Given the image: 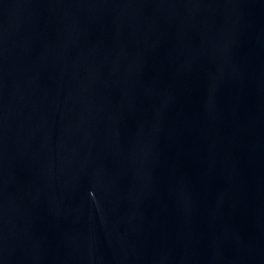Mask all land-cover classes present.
Returning <instances> with one entry per match:
<instances>
[{
	"label": "water",
	"instance_id": "1",
	"mask_svg": "<svg viewBox=\"0 0 264 264\" xmlns=\"http://www.w3.org/2000/svg\"><path fill=\"white\" fill-rule=\"evenodd\" d=\"M0 264H264V0H0Z\"/></svg>",
	"mask_w": 264,
	"mask_h": 264
}]
</instances>
